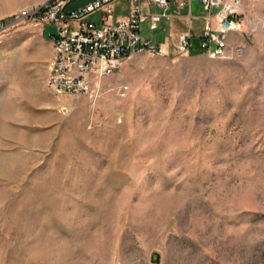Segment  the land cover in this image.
I'll use <instances>...</instances> for the list:
<instances>
[{
  "label": "rangeland",
  "instance_id": "rangeland-1",
  "mask_svg": "<svg viewBox=\"0 0 264 264\" xmlns=\"http://www.w3.org/2000/svg\"><path fill=\"white\" fill-rule=\"evenodd\" d=\"M191 13L197 34L198 0ZM143 30L170 52L61 98L54 28L0 35V264H264V28L224 58Z\"/></svg>",
  "mask_w": 264,
  "mask_h": 264
},
{
  "label": "built area",
  "instance_id": "built-area-1",
  "mask_svg": "<svg viewBox=\"0 0 264 264\" xmlns=\"http://www.w3.org/2000/svg\"><path fill=\"white\" fill-rule=\"evenodd\" d=\"M74 0H46L25 6L0 18V35L9 27L30 22L35 26L51 25L53 56L47 86L58 97L93 94L100 78L109 75L136 53L167 55L171 47L165 41L153 42L146 36L143 23L151 31H165L167 21L177 11L189 8L191 21L193 0H95L67 13ZM203 25L198 34L188 26L178 35L175 50L182 55L203 51L212 58L239 53L240 43H230L232 35L250 34L262 27L243 12V0H198ZM157 9V11H154ZM98 20L89 19L97 14ZM65 110V107H63Z\"/></svg>",
  "mask_w": 264,
  "mask_h": 264
},
{
  "label": "crops",
  "instance_id": "crops-1",
  "mask_svg": "<svg viewBox=\"0 0 264 264\" xmlns=\"http://www.w3.org/2000/svg\"><path fill=\"white\" fill-rule=\"evenodd\" d=\"M45 1L46 0H0V18L6 17V16H10V15L16 13L17 11H19V9H21L22 7L42 4ZM245 2L246 1L243 0V6H242L243 12L251 20L262 22L263 24H262V27L260 28V30H262L264 28V20L261 19L260 17L253 19V17H251L245 11ZM188 10H189V8H188ZM191 11H192V9H191ZM170 12L172 14V17L166 23L167 24L166 30H168L169 32L172 33V35H174V38L176 39V42H177L178 35L181 34V33L187 32L189 25L191 26V29H192V25H191V21L188 20L189 13L182 14V13H180V11H177V10H174V11L170 10ZM200 15H201V13H200ZM200 15L198 16L199 18H201ZM202 25H203V22H202ZM201 27H200V29H201ZM192 32L194 34H196L193 31V29H192ZM237 36L238 35H232L231 38H235ZM162 41H165L172 48L173 44H171L167 39L162 40ZM194 52H196V51H194ZM199 52H203V51H199Z\"/></svg>",
  "mask_w": 264,
  "mask_h": 264
},
{
  "label": "water",
  "instance_id": "water-1",
  "mask_svg": "<svg viewBox=\"0 0 264 264\" xmlns=\"http://www.w3.org/2000/svg\"><path fill=\"white\" fill-rule=\"evenodd\" d=\"M95 0H74L70 3H68V5L66 6V9L65 11L67 13L71 12V11H74L80 7H83L85 6L86 4L90 3V2H93ZM152 261L154 262H158L159 261V254L157 252H154L152 254Z\"/></svg>",
  "mask_w": 264,
  "mask_h": 264
}]
</instances>
